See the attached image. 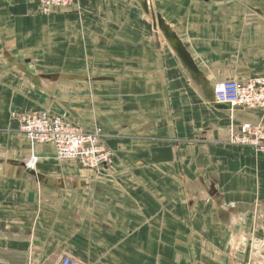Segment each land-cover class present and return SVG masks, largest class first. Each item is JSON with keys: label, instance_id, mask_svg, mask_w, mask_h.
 <instances>
[{"label": "crops", "instance_id": "obj_1", "mask_svg": "<svg viewBox=\"0 0 264 264\" xmlns=\"http://www.w3.org/2000/svg\"><path fill=\"white\" fill-rule=\"evenodd\" d=\"M256 77L264 0H0V264H264V149L229 142L262 119L213 95ZM42 111L113 163L30 147L11 113Z\"/></svg>", "mask_w": 264, "mask_h": 264}, {"label": "built area", "instance_id": "obj_2", "mask_svg": "<svg viewBox=\"0 0 264 264\" xmlns=\"http://www.w3.org/2000/svg\"><path fill=\"white\" fill-rule=\"evenodd\" d=\"M73 0H37L44 15L66 10ZM217 104H227L230 109L258 110L264 116V77L246 81L226 80L213 87ZM30 147L50 144L58 161H75L81 168L99 174L113 163V153L102 142L100 130L85 131L62 116L50 112L11 113ZM229 142L264 149V123H242L230 131ZM36 157L31 156L28 166H33ZM57 264H82L66 254ZM246 264V263H245ZM248 264V263H247Z\"/></svg>", "mask_w": 264, "mask_h": 264}, {"label": "water", "instance_id": "obj_3", "mask_svg": "<svg viewBox=\"0 0 264 264\" xmlns=\"http://www.w3.org/2000/svg\"><path fill=\"white\" fill-rule=\"evenodd\" d=\"M140 5H141L142 9L144 11H146V2H141ZM162 31L164 32L167 39H173V35H169L168 31L165 28H163ZM174 48H175L178 56L186 63V65L190 66V59L188 58V55L186 54L184 49L179 44H175ZM217 107L222 108V109H229L230 108L229 105H227V104H218ZM253 111H255L257 113L258 118L262 119V123H264V116H263L262 112L258 111V110H253Z\"/></svg>", "mask_w": 264, "mask_h": 264}, {"label": "rangeland", "instance_id": "obj_4", "mask_svg": "<svg viewBox=\"0 0 264 264\" xmlns=\"http://www.w3.org/2000/svg\"><path fill=\"white\" fill-rule=\"evenodd\" d=\"M96 129L100 130L99 128H95V129H93V130H96ZM93 130H90V131H93ZM100 132H101V134H102V131H101V130H100Z\"/></svg>", "mask_w": 264, "mask_h": 264}]
</instances>
